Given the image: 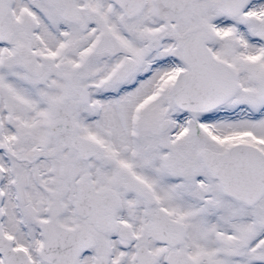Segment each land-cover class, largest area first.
<instances>
[{
  "label": "snow or ice",
  "instance_id": "obj_1",
  "mask_svg": "<svg viewBox=\"0 0 264 264\" xmlns=\"http://www.w3.org/2000/svg\"><path fill=\"white\" fill-rule=\"evenodd\" d=\"M0 264H264V0H0Z\"/></svg>",
  "mask_w": 264,
  "mask_h": 264
}]
</instances>
